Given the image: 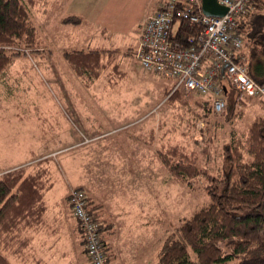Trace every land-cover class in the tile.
I'll return each mask as SVG.
<instances>
[{
    "label": "rangeland",
    "instance_id": "rangeland-1",
    "mask_svg": "<svg viewBox=\"0 0 264 264\" xmlns=\"http://www.w3.org/2000/svg\"><path fill=\"white\" fill-rule=\"evenodd\" d=\"M33 2L41 47L15 56L0 80V171L49 156L55 179L66 182L68 192L87 181L90 185H84L108 206L133 200L118 233L120 245L136 250L135 264L147 250L141 264H158L164 239L179 237L184 219L209 201L205 185L209 175L226 166L220 146L231 123L220 124L207 145L200 142L202 121L193 111L182 115L179 104L166 103L164 90L176 79L143 70L125 53L136 45L140 26L158 0ZM75 47L114 50L127 72L111 81L104 73L86 86L64 58L63 51ZM184 97L193 107L191 94ZM256 99L233 123L237 129L263 112ZM167 142L199 149L198 164L206 173L191 186L168 180L157 151ZM56 190L47 193L49 204ZM72 244L81 247L79 235Z\"/></svg>",
    "mask_w": 264,
    "mask_h": 264
},
{
    "label": "trees",
    "instance_id": "trees-1",
    "mask_svg": "<svg viewBox=\"0 0 264 264\" xmlns=\"http://www.w3.org/2000/svg\"><path fill=\"white\" fill-rule=\"evenodd\" d=\"M33 5V0H0V80L15 56L41 47L38 27L31 15ZM237 23L236 29L244 37L239 54L243 55L249 74L264 83V0H250ZM183 27L189 32L194 28L188 23ZM133 51L134 47L125 53L133 55ZM113 52L75 47L63 54L69 67L90 86L104 73L111 81L127 72ZM164 91L166 103L179 104L182 115L193 111L195 119L202 121L200 142L205 145L213 141L220 124H231L220 146L226 166L216 175H209L205 185L209 201L184 219L179 237L168 235L164 239L158 264H264V97L239 96L230 88L226 107L216 112L209 94L190 93L194 106L189 107L181 88L173 86ZM256 98L263 112L246 128L237 129L233 123L242 120L244 106ZM157 151L171 183L191 186L206 173L198 164L196 147L167 142ZM55 172L49 156L0 172V264H13L10 257L29 260V230L37 229L45 220V195L54 186ZM76 187L85 191L88 208L99 220L92 198L83 187ZM69 193L70 190L68 201Z\"/></svg>",
    "mask_w": 264,
    "mask_h": 264
},
{
    "label": "built area",
    "instance_id": "built-area-1",
    "mask_svg": "<svg viewBox=\"0 0 264 264\" xmlns=\"http://www.w3.org/2000/svg\"><path fill=\"white\" fill-rule=\"evenodd\" d=\"M217 2L227 8L223 15L204 13L202 0H158L156 10L140 26L133 56L143 70L174 77V88L185 95L209 94L213 110L221 112L230 88L239 96L264 97V83L249 74L239 54L244 37L236 29L237 20L250 0ZM187 23L194 27L191 32L183 27ZM69 202L89 264H110L100 222L88 208L85 191L70 189Z\"/></svg>",
    "mask_w": 264,
    "mask_h": 264
},
{
    "label": "crops",
    "instance_id": "crops-1",
    "mask_svg": "<svg viewBox=\"0 0 264 264\" xmlns=\"http://www.w3.org/2000/svg\"><path fill=\"white\" fill-rule=\"evenodd\" d=\"M85 182H79L76 185L86 189L93 200L92 204L96 205L95 211L102 225L104 249L109 256L110 264H135L136 250L133 247H127V245L121 247L118 236L126 217L131 214L130 208L134 206V201L130 200L129 203L123 204L115 202L113 205L108 206L103 199L91 192L90 189L92 188L87 187L90 183ZM56 186L57 188H55ZM67 187L68 184L66 182L61 183L58 177L55 179L54 186L50 190L57 189V198H54L52 203L49 204L47 194L45 195L48 204L45 220L37 229L29 230V234L32 237L31 244L28 247L30 252L29 260L18 261L13 258L16 264H89L87 254L84 251L82 231L72 216L71 206L67 200ZM146 205H148V200H146ZM76 234L80 236L81 247L79 249L77 244L75 246L72 244L75 241ZM72 250H74V253L67 258ZM147 253L148 250L142 253L144 258L140 259L138 263H146Z\"/></svg>",
    "mask_w": 264,
    "mask_h": 264
},
{
    "label": "water",
    "instance_id": "water-1",
    "mask_svg": "<svg viewBox=\"0 0 264 264\" xmlns=\"http://www.w3.org/2000/svg\"><path fill=\"white\" fill-rule=\"evenodd\" d=\"M202 10L209 15H223L227 8L219 4L217 0H202Z\"/></svg>",
    "mask_w": 264,
    "mask_h": 264
}]
</instances>
